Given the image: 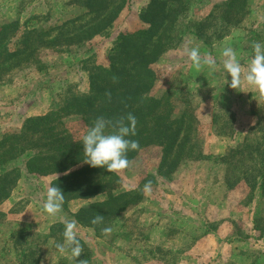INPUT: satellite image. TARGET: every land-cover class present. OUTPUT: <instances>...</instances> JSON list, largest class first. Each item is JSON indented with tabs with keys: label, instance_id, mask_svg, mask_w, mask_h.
Returning a JSON list of instances; mask_svg holds the SVG:
<instances>
[{
	"label": "rangeland",
	"instance_id": "obj_1",
	"mask_svg": "<svg viewBox=\"0 0 264 264\" xmlns=\"http://www.w3.org/2000/svg\"><path fill=\"white\" fill-rule=\"evenodd\" d=\"M222 1L192 0L188 16L180 24L186 31L178 34L176 43L152 65L157 75L152 94L162 96L171 92L177 113L186 105L184 99L190 101L198 116L207 158L185 160L170 176H162L161 148L142 149L130 166L118 174L114 189L116 193L142 189V198L126 212L111 218L105 226L113 229L109 236L80 224L73 215L82 206L105 196L71 200L61 213L50 217L42 204L53 176L28 173L21 164V180L12 196L0 206L6 215L0 220V264H26L29 256L25 252L30 248L40 257L39 264H79L80 260H87V264H264V242L260 239L264 237V197L259 191L253 198L247 197L246 188L239 189L244 182L228 187L226 164L211 156L224 154L238 143L245 144L246 136L250 138L246 131L256 122L247 116L250 104L264 105L246 83L241 89L229 87L231 77L223 68L221 56L224 47H232L242 67H247L253 56V43L264 44V0H249L252 14L226 43L214 37L205 43L191 32L192 25L195 28ZM71 3L72 0H0V25L36 16V24L59 25L71 31L91 17L84 8ZM146 3L147 0H129L108 36L96 35L91 41L62 50L47 49L42 70H15L0 85V138L6 132L19 131L27 117L55 108L68 85L87 91L89 81L82 61L95 55L96 62L106 63L107 53L119 33L144 26L139 11ZM185 47L198 48L201 57L210 54L216 61V70L204 67L196 71ZM248 95L251 101L246 99ZM214 113L218 118L213 121ZM79 119H65L76 137H82L87 128ZM218 122L236 126V137L222 135ZM17 163L21 161L11 167ZM148 181L152 190L145 195L143 188ZM62 220L76 221L77 237L83 246L76 260L68 259L56 248L57 243L63 242L64 226H57L56 234L48 236L51 227ZM210 233L211 238L204 241ZM256 236L260 241L254 243Z\"/></svg>",
	"mask_w": 264,
	"mask_h": 264
},
{
	"label": "trees",
	"instance_id": "obj_2",
	"mask_svg": "<svg viewBox=\"0 0 264 264\" xmlns=\"http://www.w3.org/2000/svg\"><path fill=\"white\" fill-rule=\"evenodd\" d=\"M119 1L72 0V5L84 8L91 17L75 25L71 31L63 30L64 26L36 24V16L0 25V85L15 70L30 67L42 70L47 49L62 50L72 44L91 41L96 35L108 36L129 4V0ZM191 2L147 0L139 11V19L144 26L119 33L107 53L106 63L96 62L95 55L82 61L89 81L87 91L68 85L60 94L55 108L27 117L19 131L2 135L0 206L12 196L23 176L21 164L28 173L53 176L50 186L62 190L64 207H68L71 200L105 196L89 202L73 214L77 222L95 231L105 227L112 217L139 203L141 188L116 193L118 174L83 162L81 137H76L65 121L72 116L80 118L86 125V133L99 116L117 118L131 112L137 119V125L136 135L129 138L139 141L140 147L128 152L130 164L142 149L157 146L162 150L159 170L162 176H170L185 160L207 158L201 144L198 116L190 101L184 99L186 105L177 113L171 92L162 96L152 94L157 82L152 65L176 43L178 34L186 31L180 24L188 16ZM248 13L249 0H223L200 19L195 28L193 24L191 32L205 43L212 37L222 39L238 27ZM58 29L62 30L54 36ZM113 76L118 77V82L113 83ZM106 92H111V100L105 96ZM252 116L256 122L248 133L250 138L246 136L248 141L245 144L238 143L224 154L211 155L226 164L228 187L234 188L239 182H244L249 188L250 198L256 191L264 197V105L254 107ZM217 118L218 115L214 114L213 121ZM218 123L222 135L234 137V126ZM16 161L21 163L11 167ZM97 214L103 215V223L93 225L91 219ZM5 216L0 209V220ZM57 226L64 225H53L48 236L56 234ZM61 239L63 241L62 235ZM36 254L35 249L26 250L25 256H29L26 264H39L40 257Z\"/></svg>",
	"mask_w": 264,
	"mask_h": 264
},
{
	"label": "clouds",
	"instance_id": "obj_3",
	"mask_svg": "<svg viewBox=\"0 0 264 264\" xmlns=\"http://www.w3.org/2000/svg\"><path fill=\"white\" fill-rule=\"evenodd\" d=\"M253 56L246 68L242 67L232 47H224L221 51L222 63L226 73L230 74L229 87L241 89L246 83L258 93L257 101H264V44L254 42L252 45ZM185 54L192 62L196 71L207 67L210 71L216 70V61L210 54L201 57L198 48L184 49ZM113 83L118 82V77L113 76ZM227 83V81H226ZM105 96L111 100V92ZM137 119L131 112L117 118L99 116L93 121V125L82 135L84 159L83 162L91 167H104L110 173L119 174L130 166L129 151L139 149V141L129 137L136 135ZM151 181L143 188L145 195L151 193ZM65 196L57 186L46 188V199L42 204L43 211L50 217H55L63 210ZM103 215L97 214L91 219L93 225L102 224ZM64 231L63 242L57 243L56 248L62 255H67L70 260H76L83 252V246L77 237V224L75 220H62ZM102 234L109 236L113 229L104 227ZM79 264H87V260H80Z\"/></svg>",
	"mask_w": 264,
	"mask_h": 264
},
{
	"label": "crops",
	"instance_id": "obj_4",
	"mask_svg": "<svg viewBox=\"0 0 264 264\" xmlns=\"http://www.w3.org/2000/svg\"><path fill=\"white\" fill-rule=\"evenodd\" d=\"M249 6H250V4H249ZM249 10H250V8H249ZM252 14V12H250L249 11V13H248V15L244 18V20L239 24V26L238 27H236V28H234V29H232V31L229 33V35H227V36H225V37H223L222 39H216L218 42H223V44L224 43H226V41L230 38V36L235 32V31H238L240 28H242V27H244V25H245V22L247 21V19L249 18V16ZM140 20V19H139ZM141 21V20H140ZM196 36V35H195ZM197 37V36H196ZM249 95H251V94H249ZM247 96L246 97V99L247 100H249V101H251V97L250 96ZM257 106H260V105H256L255 103H251L250 104V108H249V111H248V113H247V116L248 117H250L251 119H250V121L251 122H253V120L255 119V117L254 116H252V110H253V108L254 107H257ZM48 112V111H47ZM44 113H46V112H44ZM44 113H42V114H44ZM215 114V113H214ZM40 115V114H39ZM256 120V119H255ZM251 127L252 126H250L249 127V131H250V129H251ZM234 132H235V134H237L238 133V128H236V126H234ZM243 130V129H242ZM248 130L246 131V132H249ZM243 133V132H242ZM226 136V135H225ZM228 137V136H227ZM230 137V136H229ZM234 137H236V135L234 136ZM21 180V179H20ZM20 182V181H19ZM240 188L239 189H244V188H246V191H247V197H249L248 196V186L246 185V184H240V186H239ZM239 189H237V190H235L234 189V191H238ZM239 191H241V190H239ZM253 198V197H252ZM259 198V197H258ZM257 198V199H258ZM251 207V206H250ZM227 222V221H226ZM225 223V222H224ZM223 224V223H222ZM221 224V225H222ZM213 234H209L208 236H206V237H204V241H208V239H210L211 238V236H212ZM261 237V236H260ZM247 238H251L252 239V237H246V239ZM259 238V236H256V238H254L253 239V241H254V243H256V241L258 242V241H260V239L264 242V237H262V238H260V239H258Z\"/></svg>",
	"mask_w": 264,
	"mask_h": 264
}]
</instances>
